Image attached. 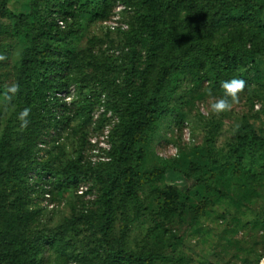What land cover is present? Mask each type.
Wrapping results in <instances>:
<instances>
[{
	"label": "rangeland",
	"instance_id": "1",
	"mask_svg": "<svg viewBox=\"0 0 264 264\" xmlns=\"http://www.w3.org/2000/svg\"><path fill=\"white\" fill-rule=\"evenodd\" d=\"M225 1L264 7V0ZM2 2L0 28L7 33L0 35V59L5 62L0 77L10 79L3 87L12 84L27 36L45 50L38 51L40 58L58 63L72 54L76 64L66 91L57 95L66 108L67 125L43 131L34 148L38 165L20 180L23 187L0 184L1 225L21 220L25 238L41 240L35 242L40 255L33 263L117 264L112 255L124 258L125 253L153 255L151 264H260L264 144L240 158L228 152L244 124L264 139V30L256 24L261 20L264 29V10L233 31L232 45L255 52V65H238L229 75L244 80L245 86L230 109L215 112L211 105L224 97L226 80L219 74L222 69L213 67L208 58L213 51L206 47L222 46L228 38L222 32L208 42L180 31L163 33L174 42L173 51L166 49L151 60L145 53L148 41L134 49L133 10L120 0L107 17L92 22L78 13L69 15L67 0H8L1 8ZM175 22L185 29V21ZM165 66L172 68L163 80ZM126 93L155 106L141 111L126 141L113 138L121 151L117 163L105 174L92 173L90 140L101 136L104 123L111 124L101 113V100L109 110L115 104L117 111H111L119 120ZM80 105L86 106L85 116L77 118ZM15 112L0 95V138L9 120H19ZM19 148L14 144L9 152ZM109 180L112 214L108 233L101 235L100 196ZM80 187L86 188L81 195Z\"/></svg>",
	"mask_w": 264,
	"mask_h": 264
},
{
	"label": "trees",
	"instance_id": "2",
	"mask_svg": "<svg viewBox=\"0 0 264 264\" xmlns=\"http://www.w3.org/2000/svg\"><path fill=\"white\" fill-rule=\"evenodd\" d=\"M7 1L3 0L1 8L5 7ZM116 1L118 0H67V7L70 9L71 14L69 15L78 13L80 17L83 16L92 22L107 17ZM120 1L133 10L130 40L135 45L134 49L138 51L144 48L148 41L149 47L145 53L151 60L159 53L165 52L166 49L169 52L173 51L171 47H174V42L165 40L163 33L178 35V31H180L186 37L196 36L201 42H208L222 32L228 37L224 38L225 42L222 46L217 48L207 46L206 49H212L213 58L211 59L210 56L208 58L212 61L213 67L217 66L222 69L219 74L223 79L232 80L229 75L236 71L238 65H255V52L250 48L241 49L232 45L231 40L236 25L250 24L251 20L248 21L250 17H258L264 7L260 8L247 3L242 7L232 6L225 0ZM179 19L186 22L184 30L176 27L175 21ZM261 23V20H256L257 29L260 32L264 30ZM16 31L15 28L14 32ZM4 33L7 32L0 28V35ZM26 38L24 43L29 42V44H26L19 61L14 66V74L11 76L12 84L3 87L4 81L8 82L10 79L3 80L0 77V95H4L8 105L16 107L17 119L25 109L29 112L26 118L28 120L26 127H21L20 119L18 121L9 120L6 133H3L0 138V184L13 182L15 185H22V187L24 183L19 184L20 180H24L26 173L36 170L38 165L34 157V148L36 142L43 135V131L47 128L58 129L63 128L64 124L67 125V111L64 106L59 105L57 95L66 91L67 80L76 71L72 54H66L58 63L47 56L40 58L38 51L44 54L45 50L41 48L42 46L34 44L28 36ZM3 63L5 62L0 59V69H2ZM171 68L172 66L163 68V80L170 74ZM13 85L19 86L18 91L16 93L8 92V89ZM123 98L126 103L125 109L111 134V160L97 166L89 165L88 170L92 173L105 174L106 169L112 168L117 163V156L121 151L116 143L112 142L113 138L118 136L122 141H126L128 135L132 133L141 111L152 110L155 106L151 100L144 104L139 96L128 93L124 94ZM84 107L86 106H76L77 118L85 116ZM109 108L116 110L113 103L109 105ZM58 115L61 122L58 121ZM14 123H18V128L13 127ZM14 144L20 145V148L10 153ZM263 144L264 139L257 135L252 126L244 124L237 130L235 143L229 148L228 153L232 158H240L246 150ZM76 167L75 163L73 168ZM113 197L112 183L109 180L100 196L101 235L108 233ZM19 222L9 220L2 226L0 210V264H35L33 263L36 260H34L35 256L40 255L39 247H36L38 244L35 242L41 240H27L19 227ZM52 241L54 242V239ZM46 243L51 245L49 240ZM110 254L112 255L107 252L108 256ZM121 256L124 258L118 256L116 258L115 255H112L117 264H151L153 260H156L153 255L139 257L121 253ZM125 257L126 260H124Z\"/></svg>",
	"mask_w": 264,
	"mask_h": 264
},
{
	"label": "built area",
	"instance_id": "3",
	"mask_svg": "<svg viewBox=\"0 0 264 264\" xmlns=\"http://www.w3.org/2000/svg\"><path fill=\"white\" fill-rule=\"evenodd\" d=\"M58 24L60 28H64L63 21L59 20ZM104 98V96H102ZM103 106L101 108V113L106 118V120L110 121L111 124L104 123L102 126V134L98 138H92L90 140L91 147L89 150V163L91 166H97L100 164L108 163L111 160L110 152H111V144H110V136L112 134L113 129L116 127L115 125L119 122L118 118L109 110L106 106H104V100H101ZM86 191V188L80 187L79 194H83Z\"/></svg>",
	"mask_w": 264,
	"mask_h": 264
},
{
	"label": "clouds",
	"instance_id": "4",
	"mask_svg": "<svg viewBox=\"0 0 264 264\" xmlns=\"http://www.w3.org/2000/svg\"><path fill=\"white\" fill-rule=\"evenodd\" d=\"M245 81L242 79H232L230 81H225L222 84L223 89L225 90L224 97L217 100L215 103L211 105L212 109L215 112L225 111L231 108L232 103L237 101L238 93L244 88ZM19 86L13 85L8 89V92L16 93L18 91ZM9 98V97H8ZM230 98V99H229ZM29 115L27 109L20 113L18 119L21 120V127H26L28 124V120L26 119ZM264 264V262H262Z\"/></svg>",
	"mask_w": 264,
	"mask_h": 264
},
{
	"label": "bare ground",
	"instance_id": "5",
	"mask_svg": "<svg viewBox=\"0 0 264 264\" xmlns=\"http://www.w3.org/2000/svg\"><path fill=\"white\" fill-rule=\"evenodd\" d=\"M262 262H264V258L261 260L260 264H262Z\"/></svg>",
	"mask_w": 264,
	"mask_h": 264
}]
</instances>
